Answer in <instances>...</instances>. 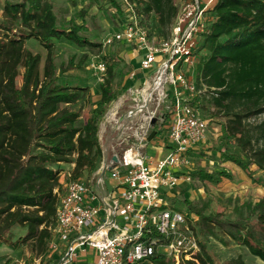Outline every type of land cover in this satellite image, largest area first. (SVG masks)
Wrapping results in <instances>:
<instances>
[{"label":"trees","instance_id":"obj_1","mask_svg":"<svg viewBox=\"0 0 264 264\" xmlns=\"http://www.w3.org/2000/svg\"><path fill=\"white\" fill-rule=\"evenodd\" d=\"M111 1L126 20L129 12L124 15L122 5ZM127 1L142 19L155 15L162 35L179 11L174 0ZM207 13V25L196 47V81L214 92L211 104L227 119V137L241 146L240 152H220L254 178L251 165L264 170V119L254 131L248 130L246 121L264 115V0H214ZM84 16L80 10L79 19L65 20L55 13L52 0H4L0 13V243L10 242L9 234L20 226L25 235L10 245L32 244L42 257L53 239L59 202L56 189L62 190L61 165L74 164V179L92 175L103 158L102 119L121 95L114 86L116 59L112 57L100 56L107 69L100 83L99 105L88 110L79 106L87 87L63 79L69 70L82 67H74L71 60L57 71V40L87 48L94 55L103 50L102 41L90 37ZM31 40L47 50L43 71L42 56L27 48ZM196 175L202 181H214L211 173L199 170ZM185 202L195 214L189 221L200 251L197 262L183 264H248L241 255L224 262L213 257L199 233L214 227L264 261V198L254 205L256 224L249 217L231 220L206 215L204 206ZM152 262L175 264L173 258L162 255L154 256Z\"/></svg>","mask_w":264,"mask_h":264},{"label":"built area","instance_id":"obj_2","mask_svg":"<svg viewBox=\"0 0 264 264\" xmlns=\"http://www.w3.org/2000/svg\"><path fill=\"white\" fill-rule=\"evenodd\" d=\"M124 1L130 7L128 18L102 44L132 46L142 54L140 67L130 72L134 83L102 119L99 139L109 130V149H103L92 184L72 178L70 170L65 189H56L59 202L49 248L57 249L56 239L65 244L56 264L73 261L87 248L95 250L93 264H153L157 255L183 264L197 262L200 251L189 221L195 216L180 211L172 193L181 182L191 181L192 152L207 137L209 123L200 107L203 95L214 92L198 86L193 73L198 37L214 0L182 5L167 37L142 24ZM100 56L93 55L89 67L102 83L107 65ZM153 130L156 135L149 141ZM164 131L167 138L157 140ZM152 141L158 143L155 157L145 152Z\"/></svg>","mask_w":264,"mask_h":264},{"label":"rangeland","instance_id":"obj_3","mask_svg":"<svg viewBox=\"0 0 264 264\" xmlns=\"http://www.w3.org/2000/svg\"><path fill=\"white\" fill-rule=\"evenodd\" d=\"M116 1L122 5L124 15L127 14L130 7L127 6L125 1ZM195 1L196 0H174L178 8L185 4L194 3ZM199 1L203 3L207 2V0ZM3 2L4 0H0V13ZM52 2L55 13L65 20H70L71 18L79 19L78 15H80V10H83L85 15L84 21L89 29L90 37L100 39V41H103L108 33L121 29L122 23L124 22L120 14L121 12L117 10L111 0H52ZM206 14V16H208L207 12ZM139 19L142 24L151 31H156L160 36L164 37L168 35L170 27L164 30L165 34L162 35L160 32L161 30L158 28L155 15H151L147 19L145 17L144 19L139 17ZM55 44L54 58L57 71L67 67L71 60H73L72 65L74 67H82L71 69L63 76V79L72 84L80 83L87 87L85 90V99L81 100L79 106H85L87 110L88 108L98 106L100 82L97 75H95L93 70L89 67V61L93 59V52L87 48H80L64 39L57 40ZM27 48L42 56L41 69L43 71L47 50L35 40L29 41L27 43ZM85 55H87V58L83 61ZM100 55L116 59L114 86L117 90H120L121 95H123L125 87L131 83L129 80L130 72L133 68L138 70L140 67V58L142 54L132 46L122 43L120 45L103 47ZM162 58L164 57L161 56L159 59L161 60ZM157 65L158 62L155 63V66ZM153 72L154 69L150 71V75ZM193 74L195 75L196 73ZM19 83H21V80ZM197 85L199 86L198 83ZM121 95L118 98H120ZM118 98L111 102L110 105L115 103ZM210 99L211 95L209 93L203 95L202 105L200 107L201 113L209 123L208 140H205L203 143H197L196 147L198 150H194L195 152L193 151L191 181L181 182L173 189L174 197L177 198L175 205L180 211L190 215L189 205L185 202L187 199L196 208L204 206V214L206 215H219L222 216L223 219L229 218L231 220L249 217V222L256 224V213L253 209L254 205L260 199L264 198V170L255 164L251 165L250 171L255 175L254 178H251L245 171L228 161L223 153L220 152L219 149H221L222 152H240L241 146L234 138L227 137V131L224 127L227 119L223 115L217 113ZM263 119L264 115L248 119L246 121L248 130L254 131V127ZM103 134L104 138H102L103 140L100 143L105 152H107L109 149V141L107 139L111 133L108 130ZM100 136H102V131L99 132V138ZM164 137L167 138L165 131L159 134L157 140ZM156 146H158V143L152 141L145 150L146 154L155 157L157 155ZM72 168L68 166L62 172V191L66 187L68 180L67 175ZM199 170L211 173L214 177V181L208 182L200 180L196 175ZM108 176H110V173H108ZM259 177H261L262 180H259ZM81 179L89 185L92 184V175H85ZM191 214L195 216V214ZM25 233V229L20 226H15L8 236V241L16 243ZM199 238L206 243L213 257L220 262L241 255L248 264H264V261L252 255L246 246L234 242L229 235L223 233L218 227H214L213 231L211 230L205 234L202 232L199 233ZM10 242L1 241L0 243V264H56L65 246L64 243L58 240L56 241L57 249L53 251L50 250L48 246L47 254L42 257L39 254L38 248L35 249V251L32 250V244L27 245L20 243L18 248H13ZM89 249V253L79 251L78 258L66 264H80V262L85 261L91 257L92 248ZM87 256L89 257L87 258Z\"/></svg>","mask_w":264,"mask_h":264},{"label":"crops","instance_id":"obj_4","mask_svg":"<svg viewBox=\"0 0 264 264\" xmlns=\"http://www.w3.org/2000/svg\"><path fill=\"white\" fill-rule=\"evenodd\" d=\"M207 15V14H206ZM206 18H207V16H206ZM138 83L140 82V81H137ZM208 134H209V126H208V130H207V137H208ZM206 137V141L208 140V138ZM203 143V142H202ZM195 150H198L197 148L195 149ZM200 150V149H199ZM169 150L168 149H166L165 151H164V153H167ZM195 152V151H194ZM194 152H192V155L194 154ZM233 164V163H232ZM65 166H71V168L73 167V164H62L61 165V168L62 169H66L67 167H65ZM70 168V167H69ZM172 194H174V193H172ZM56 241H58V239H56ZM90 249L89 248H87L85 251H82V252H88ZM92 250V253L90 254V256L91 257H89V256H87V258L88 259H86L85 261H82V262H80V264H93L94 262H95V259H96V253H95V250L94 249H91ZM81 252V251H80ZM90 252V251H89ZM88 252V253H89ZM77 258H78V256H77Z\"/></svg>","mask_w":264,"mask_h":264},{"label":"water","instance_id":"obj_5","mask_svg":"<svg viewBox=\"0 0 264 264\" xmlns=\"http://www.w3.org/2000/svg\"><path fill=\"white\" fill-rule=\"evenodd\" d=\"M138 77H139V78H142V77H143V74H142V73H139V74H138ZM153 123H155V120L153 121ZM155 135H156V130H153V131L151 132V134L149 135L148 140L151 141V140L155 137ZM115 159H116V158H115Z\"/></svg>","mask_w":264,"mask_h":264}]
</instances>
